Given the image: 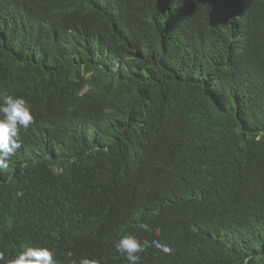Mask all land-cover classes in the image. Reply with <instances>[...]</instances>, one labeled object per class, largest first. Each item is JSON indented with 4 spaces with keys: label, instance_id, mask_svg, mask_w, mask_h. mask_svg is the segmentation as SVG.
<instances>
[{
    "label": "trees",
    "instance_id": "trees-1",
    "mask_svg": "<svg viewBox=\"0 0 264 264\" xmlns=\"http://www.w3.org/2000/svg\"><path fill=\"white\" fill-rule=\"evenodd\" d=\"M0 90L33 116L4 259L128 264L133 235L139 264H264V0H0Z\"/></svg>",
    "mask_w": 264,
    "mask_h": 264
},
{
    "label": "clouds",
    "instance_id": "clouds-1",
    "mask_svg": "<svg viewBox=\"0 0 264 264\" xmlns=\"http://www.w3.org/2000/svg\"><path fill=\"white\" fill-rule=\"evenodd\" d=\"M33 122L31 109L23 97L8 94L0 90V170L9 167L10 158L20 148L19 130L27 128ZM141 229L149 231L144 223L139 224ZM161 229L156 228L159 236ZM153 245L159 252L169 255L172 248L166 243L154 240ZM115 251L121 254L128 264H139L140 256L145 246L133 235H124L114 243ZM71 256V253L68 254ZM252 257H244L242 264H250ZM0 264H56L54 253L44 246H28L11 258L4 259L0 253ZM72 264H76L75 261ZM78 264H99L95 259L81 258Z\"/></svg>",
    "mask_w": 264,
    "mask_h": 264
}]
</instances>
